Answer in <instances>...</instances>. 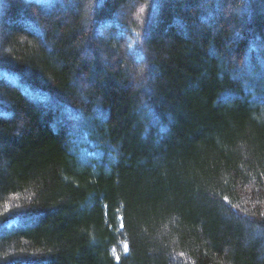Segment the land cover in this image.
Instances as JSON below:
<instances>
[{
	"label": "trees",
	"instance_id": "1",
	"mask_svg": "<svg viewBox=\"0 0 264 264\" xmlns=\"http://www.w3.org/2000/svg\"><path fill=\"white\" fill-rule=\"evenodd\" d=\"M0 264H264V0H0Z\"/></svg>",
	"mask_w": 264,
	"mask_h": 264
},
{
	"label": "clouds",
	"instance_id": "2",
	"mask_svg": "<svg viewBox=\"0 0 264 264\" xmlns=\"http://www.w3.org/2000/svg\"><path fill=\"white\" fill-rule=\"evenodd\" d=\"M142 70H143V69H142ZM142 70H141V71H142Z\"/></svg>",
	"mask_w": 264,
	"mask_h": 264
}]
</instances>
